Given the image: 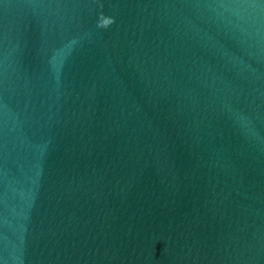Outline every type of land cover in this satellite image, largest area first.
<instances>
[{"label": "water", "instance_id": "obj_1", "mask_svg": "<svg viewBox=\"0 0 264 264\" xmlns=\"http://www.w3.org/2000/svg\"><path fill=\"white\" fill-rule=\"evenodd\" d=\"M0 264H264V0H0Z\"/></svg>", "mask_w": 264, "mask_h": 264}]
</instances>
